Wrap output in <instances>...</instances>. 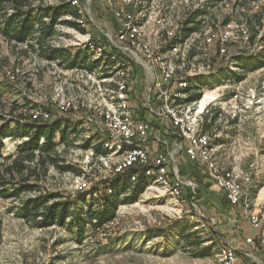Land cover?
Listing matches in <instances>:
<instances>
[{
	"label": "built area",
	"instance_id": "1",
	"mask_svg": "<svg viewBox=\"0 0 264 264\" xmlns=\"http://www.w3.org/2000/svg\"><path fill=\"white\" fill-rule=\"evenodd\" d=\"M196 1L29 0L24 9L36 16L35 32L20 43L30 51L33 49L32 58L27 60L33 68L26 69L28 64H22L9 72V78L12 81L21 78L25 86H30L23 95L24 109L31 121L58 119L76 127L94 126L98 143L106 150V154L99 155L93 147L84 150L90 156L88 163L97 160L106 171L94 176V183L123 173L136 181L139 172H143L150 183L145 189L148 194L155 198L167 197L169 205L178 207L186 201L182 196L187 189L189 203L197 207L199 184L181 178L179 155L185 153L204 165L213 185L224 193L231 205L242 207L244 219L259 232L257 237H244L250 251L224 240L210 264H264V186L258 201L260 188L256 190L253 180L259 165L252 162L245 166L243 151L234 153L229 165L224 164L218 156L214 135L204 130L206 115L217 107L222 111L220 116L255 113L259 120H264V66L247 71L262 74L261 81L253 86H249L247 76L237 82H224L215 89L206 85L199 100L187 99L188 91L200 86L197 77L219 72L220 68L211 59L213 55L209 56L212 47L222 58L223 68L242 71L235 59L264 51V27L257 30L252 39L249 15L214 18L220 6L229 8L236 3L240 12H244L242 6L246 0H205L210 3L207 8ZM251 2L254 9H262L264 5V0ZM65 4L74 11L57 18L53 34L46 42L69 55L52 60L39 53L37 41L42 22L50 24L53 20L45 11ZM98 5L106 8L99 13ZM196 10L201 13L196 20L202 21V27L184 38L182 23L187 14ZM8 13L12 14L13 9ZM197 55L202 58L201 63L195 61ZM41 71L49 73L50 83L39 78ZM140 71L143 75L140 99L169 137L152 133L154 126L140 117L131 98L132 83ZM170 137L174 142L171 143ZM25 139L29 137L19 138V144ZM152 142L162 149L156 155L148 150ZM94 165L96 161L90 163L89 170ZM134 168L137 171H130ZM86 173L87 168L77 176V190L90 189L92 182L86 178ZM201 215L208 218L212 226L217 223L215 217ZM0 264L13 263L0 255Z\"/></svg>",
	"mask_w": 264,
	"mask_h": 264
},
{
	"label": "rangeland",
	"instance_id": "2",
	"mask_svg": "<svg viewBox=\"0 0 264 264\" xmlns=\"http://www.w3.org/2000/svg\"><path fill=\"white\" fill-rule=\"evenodd\" d=\"M196 2L203 4L204 8L210 6V3H205V0H197ZM253 5L252 2H246L242 6L245 9L242 13L236 3L233 7L230 5L229 8L220 6L216 9L214 15L219 19L229 15L239 17L258 14L253 18L251 25L248 21L251 31L257 34V30L264 27V5L262 9H260L261 7L254 9ZM102 8L106 7L104 5L97 6L99 13L103 11ZM8 12H10V9L0 7L1 121L3 119L11 120L12 117L18 116L19 109L14 113L10 110L13 104L16 103L19 107L23 105V108L25 106L23 93L28 91L30 86L26 85L27 88L25 81L21 78L12 81L9 78V72H13L15 68L20 67L22 64H28L26 69L31 70L33 65L27 60L32 58L31 56L34 54L32 53L33 49L30 51L22 43L8 41V38L4 35L2 21ZM107 15L109 16V14ZM231 45V47H236L235 44ZM213 50H215L214 47H212L209 56L213 55ZM196 58L195 61L198 63L203 61L199 55ZM38 76L47 83L52 81L48 72L41 71ZM260 78L262 79V75L253 74L251 86L254 82L258 83L261 80ZM211 86L212 89H215L220 85L214 83ZM200 91L202 94V88ZM213 113L219 115L222 111L217 107L213 110ZM24 119L26 117L22 119L23 122ZM76 128L78 130L76 135H70L65 144L60 142V135L58 134L56 141L58 142L57 149L61 148L60 152L63 153L62 156L66 162L74 165L79 172L61 171L50 167L48 174L38 182L40 191H58L72 198L77 192L81 191L77 190L76 185L77 176L82 173L81 170L87 168L86 178L89 181L91 180L92 185L95 182L93 180L94 176L106 173L97 160H94L96 165L89 170L90 163L92 165L94 161L87 162L90 156L88 157L84 150L88 148L82 146L83 142L89 138H91L89 147L94 148L96 146L99 141L96 134L97 130L94 126L87 127L85 125ZM18 139H4L5 146L2 149V154L8 156L16 153L19 145ZM63 145H65L64 148H62ZM243 164L245 166L250 165V163ZM182 165L187 175L194 174V177L196 176L195 181L200 185L202 183V187H200L201 198L196 201L197 207L189 203L186 189L183 191L182 196L186 201L181 202L178 207L169 205L167 197L155 198L152 194L144 191L138 197V201L121 205L115 220L97 231L88 227L85 236L82 238L76 234V229L71 224L66 226L58 224L39 228L26 223L22 216L18 215L16 211L14 212V209L20 206L23 199L35 196L40 191L24 193L18 198L0 197V255L4 260L12 261L13 264L16 261L22 264H210L224 240L228 241L230 239L232 214H229L230 211H227L225 204L220 201L217 192L206 185V177H204L201 166L194 165L187 160ZM182 165L180 166L182 167ZM93 197H96V195H93ZM88 201H93L92 196L88 197ZM201 214L215 217L217 223L212 226L208 218L203 217ZM178 223L189 225L188 234L178 236L180 229L175 226ZM203 223L204 226H202ZM173 224L174 226H172ZM193 225H196L195 228H192ZM159 227L167 229L165 234L159 235L158 230H156ZM195 229L203 231L201 236L206 239L202 243L203 246L214 244L213 254L207 257L192 254L185 238L191 235ZM216 230L218 233L215 236L214 232Z\"/></svg>",
	"mask_w": 264,
	"mask_h": 264
},
{
	"label": "trees",
	"instance_id": "3",
	"mask_svg": "<svg viewBox=\"0 0 264 264\" xmlns=\"http://www.w3.org/2000/svg\"><path fill=\"white\" fill-rule=\"evenodd\" d=\"M28 2L29 0H0L1 8L13 9V13H7L2 21L3 32L8 38V41L10 40L16 43L24 42L31 38L35 32L34 22L36 21V16H33L29 10L24 9ZM246 2L250 3L251 0H246L245 4ZM69 11L73 12L74 10L68 4L50 11H45L52 16L53 20L50 24H44L42 22L41 34L37 41L39 53L42 56L53 60L54 58H66L69 55L67 51L59 48H52L46 42L47 37L53 34L54 23L57 18ZM200 14L201 13L196 10L186 15L181 27L184 38L202 27V21L196 20ZM256 15L258 14L248 17L250 25L253 23V18ZM260 16L259 14V17ZM227 20H229V18H226V21ZM41 21L40 19V22ZM255 36L256 34L253 32L252 39ZM235 61L242 71H234L230 68L221 67L216 75L198 77L197 82L200 86L195 90L188 91V101L199 100L202 95L200 90L206 85H213L214 83L220 85L228 81L237 82L244 78L246 71L264 66V52L261 51L250 56H238ZM142 76L141 71L136 74L132 83L131 98L134 100L136 109L140 112V117L150 121L152 126L159 129V133L163 136L169 137L170 134L165 131L164 127L160 128L161 125L155 123L154 117L148 113L144 103L140 99L143 88V84L141 83ZM18 109L19 113H17V117H12L11 120H0V197L2 198H18L24 193L40 191L38 182L43 176L48 174L50 167L61 171H77L74 165L66 162L62 156L63 153L57 149L58 142L56 141V137L60 135V142L65 144L70 135H76L78 132L76 128L77 125L69 122L62 123L58 119L51 121H31L23 105L19 107L15 103L10 107L12 113ZM210 115H212L211 122L207 121L208 115H206L204 130L210 129L211 125L219 116L217 113H213V111ZM24 117H26V119H24L23 122L22 119ZM24 137H29V139H25V141L18 145L16 153L8 156L2 154V149L5 146L4 139H22ZM43 137L44 141L42 143L41 139ZM90 145L91 138L86 139L82 144L84 148H89ZM94 151L96 155L100 153L106 154V150L102 147L101 143H97L96 146H94ZM182 154H184L185 157L181 158ZM184 159L194 165L201 166L200 168L203 169L201 170L205 175L204 177L211 181L204 165L191 160L185 153H181L178 159L180 176L182 179H192L194 181L196 179L194 174L187 175L184 172L182 165ZM180 165H182V167ZM134 170L137 171L135 168L130 171ZM80 172L83 173V170ZM82 173L79 175H82ZM211 182L206 183V185L210 187L212 184ZM149 184V180L145 177L143 172H139L136 181H131L127 173L117 174L111 178L107 177L106 179L94 183L88 190L77 192L72 198L58 191H40V193L35 196L23 199L20 206L14 209V212L16 211L18 215L22 216L26 223L39 228L58 224L62 226L71 224V226L76 229V234L82 238L85 236L88 227L97 231L102 229L109 222L115 220L119 207L124 204L138 201V197L145 191ZM200 187H202V183L201 185L199 184L196 201L201 198ZM187 194L189 200L190 196L188 190ZM93 195H96V197H93ZM90 196H92L93 201H88V197L90 198ZM223 197V203H228L230 206L235 207L228 202L224 194ZM174 224L172 226H174ZM175 226L180 229L178 231V236L188 234L190 229L189 225L180 223ZM195 226L196 225H193L192 228H195ZM156 230H158L159 235H163L167 229L159 227ZM202 232L201 230L195 229L185 240L188 242V248L193 255L207 257L214 253V244L203 246L202 243L205 242L206 239L201 236ZM217 233L218 231L216 230L214 235L216 236Z\"/></svg>",
	"mask_w": 264,
	"mask_h": 264
},
{
	"label": "crops",
	"instance_id": "4",
	"mask_svg": "<svg viewBox=\"0 0 264 264\" xmlns=\"http://www.w3.org/2000/svg\"><path fill=\"white\" fill-rule=\"evenodd\" d=\"M217 19L216 16H214ZM215 21V20H213ZM213 61L216 66L221 68L222 58L217 54V50L212 51ZM223 68V67H222ZM251 71L245 73L244 77H247L249 81V86H251V77L253 74L258 73V75H262L259 72ZM247 74V75H246ZM198 78V77H197ZM196 78V82H197ZM261 79V78H260ZM259 79V80H260ZM261 81V80H260ZM255 83V82H254ZM197 89V88H196ZM193 90V89H192ZM190 90V91H192ZM195 90V89H194ZM208 122H211L212 115H208ZM260 117L254 114L249 113V115H238V117H232L231 115H219L214 123L211 125L210 129H206L211 134L214 135V143L218 146V156L220 160L229 165L231 156L234 153H239V151H243L245 154L243 163H251L256 162L259 165L255 175H254V184L256 190L260 188L258 193V201L262 198L263 186H264V120H259ZM163 126L161 125L160 128ZM159 129L152 131V133L158 132ZM169 140L174 142V138L170 137ZM148 150H150L152 155H156L157 152L161 151V146L158 143H150L148 145ZM185 157L184 154L181 155V158ZM186 159H184L185 161ZM185 172V171H184ZM206 183L211 182L209 180H205ZM210 188L215 190L219 195L220 201H224L223 192L217 189L213 182H211ZM255 190V194H256ZM226 202V201H225ZM225 204V203H224ZM227 211H230L229 214H232L231 224V233L229 242H233L238 244L241 249L244 251H250L251 247L247 243H244V237L246 236H254L257 237L258 230H255L251 227L247 220L244 219L242 214V207H232L228 203L225 204ZM223 220V219H222Z\"/></svg>",
	"mask_w": 264,
	"mask_h": 264
},
{
	"label": "bare ground",
	"instance_id": "5",
	"mask_svg": "<svg viewBox=\"0 0 264 264\" xmlns=\"http://www.w3.org/2000/svg\"><path fill=\"white\" fill-rule=\"evenodd\" d=\"M207 95H209V93H207ZM204 101H206V100H204ZM204 101H203V104H204Z\"/></svg>",
	"mask_w": 264,
	"mask_h": 264
}]
</instances>
